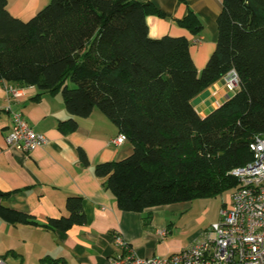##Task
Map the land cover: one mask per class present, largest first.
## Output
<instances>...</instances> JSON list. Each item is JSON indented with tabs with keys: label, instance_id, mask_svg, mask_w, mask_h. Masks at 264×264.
<instances>
[{
	"label": "trees",
	"instance_id": "obj_1",
	"mask_svg": "<svg viewBox=\"0 0 264 264\" xmlns=\"http://www.w3.org/2000/svg\"><path fill=\"white\" fill-rule=\"evenodd\" d=\"M222 3L216 49L199 73L187 38L150 36L147 18L165 17L151 3L51 0L23 21L0 0V82L62 94L72 116L59 123L63 134L95 110L118 127L133 153L95 172L108 177L106 187L123 211L230 193L239 186L231 171L252 161L249 145L264 137V0ZM177 22L194 35L204 29L192 10ZM232 71L235 95L202 118L193 100ZM80 158L88 163L82 151ZM67 208L68 216L47 226L68 231L86 223L80 197H70ZM0 217L37 224L1 204Z\"/></svg>",
	"mask_w": 264,
	"mask_h": 264
},
{
	"label": "crops",
	"instance_id": "obj_2",
	"mask_svg": "<svg viewBox=\"0 0 264 264\" xmlns=\"http://www.w3.org/2000/svg\"><path fill=\"white\" fill-rule=\"evenodd\" d=\"M134 1L151 3L165 14L147 18L152 38L185 37L191 42L190 53L200 73L216 49L222 0ZM50 2L8 0V10L13 17L28 21ZM191 10L204 25L200 35L177 22ZM13 89L20 90L19 98L11 95ZM235 93L236 89H228L225 76L199 94L193 106L205 118ZM11 106L36 132L48 138L46 145L31 153L7 145L6 136L13 126ZM71 117L62 94L39 95L35 86L0 82V192L8 194L0 196V204L30 215L37 222L11 224L0 217V259L13 255L20 264H28L29 259V264H113L121 253L117 236L137 257H166L188 248L210 227L190 230L192 202L158 206L143 213L121 210L106 187L108 177L97 176L95 168L128 158L133 153L132 144L128 140L116 143L121 134L118 127L98 110L88 118H79L76 131L63 134L59 123ZM81 151L87 164L81 161ZM70 197L82 199L86 223L68 231L49 228L50 219L69 215Z\"/></svg>",
	"mask_w": 264,
	"mask_h": 264
},
{
	"label": "built area",
	"instance_id": "obj_3",
	"mask_svg": "<svg viewBox=\"0 0 264 264\" xmlns=\"http://www.w3.org/2000/svg\"><path fill=\"white\" fill-rule=\"evenodd\" d=\"M226 79L230 90L237 88L238 77L234 71ZM10 93L14 98L20 97L18 89ZM9 112L13 118V126L6 136L9 147L31 153L47 144L48 138L36 132L21 112L12 106ZM126 140L120 134L115 142L121 144ZM249 147L252 161L231 171L239 180L238 188L229 193L219 220L193 244L166 257L140 258L117 236L121 253L113 259V264H264V137L256 136ZM0 264L7 263L0 259Z\"/></svg>",
	"mask_w": 264,
	"mask_h": 264
},
{
	"label": "rangeland",
	"instance_id": "obj_4",
	"mask_svg": "<svg viewBox=\"0 0 264 264\" xmlns=\"http://www.w3.org/2000/svg\"><path fill=\"white\" fill-rule=\"evenodd\" d=\"M70 87L72 88L74 87V85L70 84ZM228 199H229V192H225L217 197L202 198L195 201H191L192 202L191 207H193V209L190 212L189 217H190V221L192 220L193 223L192 224L189 223V227L193 226V228L191 227L190 230L192 232L194 230H204L209 226H211L212 223L219 220L220 211L223 208L224 204L228 202ZM5 261L8 264H20V260L18 258L13 257V255H9L7 258H5ZM30 262L32 261H30L29 259L27 263L29 264Z\"/></svg>",
	"mask_w": 264,
	"mask_h": 264
}]
</instances>
